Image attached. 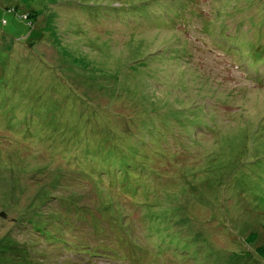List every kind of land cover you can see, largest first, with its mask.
Wrapping results in <instances>:
<instances>
[{"label":"rangeland","instance_id":"374dc122","mask_svg":"<svg viewBox=\"0 0 264 264\" xmlns=\"http://www.w3.org/2000/svg\"><path fill=\"white\" fill-rule=\"evenodd\" d=\"M263 238L264 0H0V264Z\"/></svg>","mask_w":264,"mask_h":264},{"label":"trees","instance_id":"16d2710c","mask_svg":"<svg viewBox=\"0 0 264 264\" xmlns=\"http://www.w3.org/2000/svg\"><path fill=\"white\" fill-rule=\"evenodd\" d=\"M258 239V236H257V234H255V233H252L249 237H248V241H252V242H255V244H256V242L258 241L257 240ZM262 242V244H259L256 248H255V252H256V254L258 255V257L261 259V260H263L264 261V238H263V240L261 241Z\"/></svg>","mask_w":264,"mask_h":264},{"label":"bare ground","instance_id":"6f19581e","mask_svg":"<svg viewBox=\"0 0 264 264\" xmlns=\"http://www.w3.org/2000/svg\"><path fill=\"white\" fill-rule=\"evenodd\" d=\"M126 10V9H125Z\"/></svg>","mask_w":264,"mask_h":264}]
</instances>
